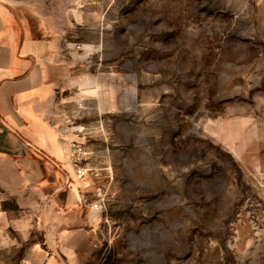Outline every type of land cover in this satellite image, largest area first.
<instances>
[{
	"label": "rangeland",
	"instance_id": "obj_1",
	"mask_svg": "<svg viewBox=\"0 0 264 264\" xmlns=\"http://www.w3.org/2000/svg\"><path fill=\"white\" fill-rule=\"evenodd\" d=\"M35 11L89 59L69 128L96 173L83 198L101 187L106 204L76 208L94 232L72 264H264V0H37ZM24 212L1 203L0 172V264H27L31 243L49 240L41 213Z\"/></svg>",
	"mask_w": 264,
	"mask_h": 264
},
{
	"label": "crops",
	"instance_id": "obj_2",
	"mask_svg": "<svg viewBox=\"0 0 264 264\" xmlns=\"http://www.w3.org/2000/svg\"><path fill=\"white\" fill-rule=\"evenodd\" d=\"M36 3L0 0L1 203L13 199L25 217L41 213L45 244L72 264L94 232L77 207L86 206L83 195L95 185L88 178L96 173L77 174L68 105L84 92L89 59L35 11ZM8 215L1 204V222ZM31 245L27 264L63 263L38 241Z\"/></svg>",
	"mask_w": 264,
	"mask_h": 264
},
{
	"label": "built area",
	"instance_id": "obj_3",
	"mask_svg": "<svg viewBox=\"0 0 264 264\" xmlns=\"http://www.w3.org/2000/svg\"><path fill=\"white\" fill-rule=\"evenodd\" d=\"M73 48L80 51L85 49L83 43L80 42H75L73 44ZM84 104H85L84 99L82 98L78 103L79 109H82L85 106ZM70 154L72 157H74V163L76 165L77 174L81 177L85 176L88 171L87 166L85 164H82V161L85 158L84 156L87 154V151L85 150V146L79 141H73L71 145ZM96 191H98L97 199H95V201L93 202L86 199L85 202H88V205H91L90 207L94 210H102L104 204H106L105 203L106 200L104 197H102L101 187H98Z\"/></svg>",
	"mask_w": 264,
	"mask_h": 264
},
{
	"label": "trees",
	"instance_id": "obj_4",
	"mask_svg": "<svg viewBox=\"0 0 264 264\" xmlns=\"http://www.w3.org/2000/svg\"><path fill=\"white\" fill-rule=\"evenodd\" d=\"M43 247L47 250H50L47 244H44Z\"/></svg>",
	"mask_w": 264,
	"mask_h": 264
}]
</instances>
